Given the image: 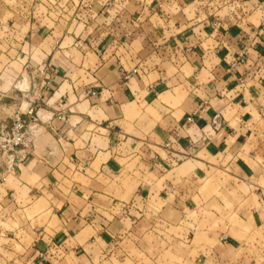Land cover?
I'll list each match as a JSON object with an SVG mask.
<instances>
[{
	"label": "crops",
	"instance_id": "crops-1",
	"mask_svg": "<svg viewBox=\"0 0 264 264\" xmlns=\"http://www.w3.org/2000/svg\"><path fill=\"white\" fill-rule=\"evenodd\" d=\"M188 1L214 11L170 19L189 27L174 34L96 1L87 34L59 35L48 50L53 30L34 33L31 16L0 19V36L15 32L2 104L29 78L53 125L0 182V264H238L228 249L244 234L207 217L264 233V0ZM108 23L119 32L105 33Z\"/></svg>",
	"mask_w": 264,
	"mask_h": 264
},
{
	"label": "rangeland",
	"instance_id": "rangeland-1",
	"mask_svg": "<svg viewBox=\"0 0 264 264\" xmlns=\"http://www.w3.org/2000/svg\"><path fill=\"white\" fill-rule=\"evenodd\" d=\"M77 1L79 2L78 5H74ZM81 1L83 0H0V19H7L10 17L14 21L16 17L23 18L25 16L27 18L28 16H31L32 20H34L33 24H31L32 30L35 31L34 33L38 32V30H42V32L39 33L40 35L44 33H47L48 35L49 32L53 30L56 36H47L48 43L46 46L48 50L50 49L49 46L55 47L56 41L60 38L59 35L63 34L64 36L68 33L74 34L79 31L81 33L87 34V26H83L82 23L84 25H87L88 23L91 24V16L95 11L93 8H95L96 1L100 2V5L102 4L104 7L111 8L112 10L113 8H116L113 11H115V13L123 14V16L126 15L127 21H137L139 18H146L152 19L155 24L159 22V26L160 28L164 29L165 34L167 32L169 34H174L181 30H185L186 32V30L189 28L186 25L174 26L173 23L168 25L167 23L170 19H174L180 23L181 21L183 22L184 18H189L192 16L197 17L200 12L201 15L204 16L214 11V9L208 5L204 6L201 5V3H198L196 7H190V2L188 0H183V2L182 0H179V3L178 0H84L85 2L82 4ZM35 2L39 4L37 5ZM176 2L178 3L177 6ZM40 3H42L45 7H40ZM71 3H73V5ZM79 6L81 9H79ZM14 22H20V20ZM17 26L19 27L20 24ZM145 27L146 30H143V32L147 33V36H149L152 31L150 23H147ZM105 28V33L107 32L109 34H117L119 32L115 23H108ZM90 31L91 29L88 28V33ZM12 33H14L13 36H0V54H3L0 58V68L2 65L6 67L9 63L5 53H7L10 49L8 46L10 45V38L13 39L15 36V32ZM89 34H93L92 31ZM65 44L69 43L66 41L64 45ZM30 46H32L29 49L30 52L31 50L33 53L38 52L37 45L31 43ZM33 46H35V48ZM164 48L167 49L168 47ZM53 61L56 62L55 59ZM55 64L56 63L54 62H52L51 65L49 62L46 64L44 69L45 73L43 72L45 84L50 79ZM28 80L29 78H27L25 85H16V87H14L15 89L12 92V97H9L8 101V103H12V101H14L13 105L9 104V106H5L4 103L2 104V99L5 97H2L0 94V182H4L7 179L11 180L16 175L18 164L23 158V150L33 145L35 135H37L38 131H40V129L42 130L43 127L46 128L48 126L47 129H49L53 126L51 124L52 115L47 112L44 115L41 114V96L39 92L37 93V91L33 89L31 90L30 88L28 89V86L26 85ZM32 81L37 83L38 79L34 78ZM31 111L32 114L29 115ZM18 114L25 117L26 122L28 123V127L26 128L27 134H25V138L27 139L28 137L29 143L15 146L14 149H11V146L7 144L6 139L13 138L11 135L12 128L15 123V118ZM11 165H13V169L11 168ZM224 176L227 178L225 180L227 183V181L230 179V176L228 174ZM231 192L233 195L235 194L234 189H231ZM221 194V192L217 193L218 196H221ZM227 197L228 196H225L224 198ZM208 206L212 208L211 209L209 207L212 211H215L216 206L213 204ZM224 207L226 208L225 214H228V212L229 214H235L230 202L226 201V205L224 204ZM2 208L3 205L0 204V215L2 214ZM217 208V210L221 211L220 206ZM196 218V215L193 214L192 219L197 221ZM1 220L0 227L4 225L2 223L3 220ZM206 222L212 227L223 226V228H225L226 225L232 226V230H240V232L244 234L240 235L239 238L234 236L236 238V244L234 243L231 251L229 249V252L227 251L229 255L232 252V258L237 257L238 264H264V233L262 234L258 232L255 234H248V232L252 230L250 223L234 217L228 219L207 217ZM230 237L231 236H229V238H225L223 242L226 244L233 243ZM189 238L191 239V236ZM157 241L158 240H155V243H153L152 238L147 239V242H149L150 245L153 243L154 247L158 249L160 246L157 244ZM188 241L189 240L187 239L186 242ZM3 242H7L6 237L4 238ZM163 245L164 243L162 246ZM235 247L238 250L235 249ZM160 258L162 261L168 260V258H170L171 261L173 259H178L168 255V253H162Z\"/></svg>",
	"mask_w": 264,
	"mask_h": 264
},
{
	"label": "built area",
	"instance_id": "built-area-1",
	"mask_svg": "<svg viewBox=\"0 0 264 264\" xmlns=\"http://www.w3.org/2000/svg\"><path fill=\"white\" fill-rule=\"evenodd\" d=\"M217 26L221 25V22L216 23ZM247 55V49L243 50L240 54L237 55V57L233 60V66L236 67L239 64H242L245 62V57ZM138 69L134 68L130 74H127L125 77L129 78L130 75L138 73ZM45 73V72H44ZM32 114V111L29 115ZM191 120V118H189ZM28 127V123L26 122L25 117L21 115H17L15 118V123L12 128L11 135L13 136L12 139H6L7 144L11 146V149H14L15 146L28 144L29 140L25 138V134H27L26 128ZM11 168L13 169V165H11Z\"/></svg>",
	"mask_w": 264,
	"mask_h": 264
}]
</instances>
